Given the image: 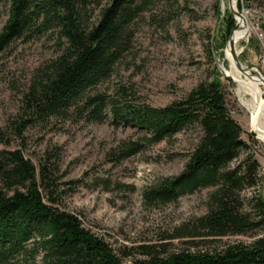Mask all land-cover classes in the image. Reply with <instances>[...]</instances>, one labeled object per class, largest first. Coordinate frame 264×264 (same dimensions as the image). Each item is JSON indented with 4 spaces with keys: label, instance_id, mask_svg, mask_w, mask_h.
<instances>
[{
    "label": "trees",
    "instance_id": "obj_1",
    "mask_svg": "<svg viewBox=\"0 0 264 264\" xmlns=\"http://www.w3.org/2000/svg\"><path fill=\"white\" fill-rule=\"evenodd\" d=\"M5 1L0 53L15 39L46 32L55 35L60 47L30 89L28 116L14 124L16 135L31 120L66 116L69 108L87 121H100L107 110L114 125L141 133L138 140L128 141L110 154L111 160L118 161L196 127L183 169L146 191L144 197L165 204L199 188L211 190L205 212L168 236L170 240L184 239L192 249L141 244L136 246V254L119 252L128 258L123 263L105 240L82 226L77 214L59 207L65 183L50 156L36 167L20 149L0 148V264H264L259 164L230 115L226 88L217 74L158 108L134 102L133 92L124 85L109 93L98 90L96 86L111 76L129 47L131 26L144 0H106L100 6L101 0ZM235 37L236 33L231 42ZM0 143L8 144L1 130ZM246 189L253 193L245 196ZM248 233L255 235L247 243L197 248L199 243L212 244L227 235Z\"/></svg>",
    "mask_w": 264,
    "mask_h": 264
},
{
    "label": "rangeland",
    "instance_id": "obj_2",
    "mask_svg": "<svg viewBox=\"0 0 264 264\" xmlns=\"http://www.w3.org/2000/svg\"><path fill=\"white\" fill-rule=\"evenodd\" d=\"M105 1L101 0L99 6ZM230 1L144 0L131 26L129 47L111 76L96 87L109 93L119 85L127 86L134 102L158 108L182 98L196 84L217 74L226 88L230 115L259 164L258 193L264 199V143L254 135L255 122L241 105L236 84L221 70L232 69L225 56L228 37L236 28V17L228 10ZM235 10L241 13V22L247 28L236 46L237 60L243 66L257 67L264 78V0H236ZM225 13H229L232 25ZM6 14V1L0 0V28ZM235 40L231 42L232 51ZM59 53V42L49 32L15 39L1 51L0 130L8 144L0 143V148L20 149L36 167L50 156L60 181L65 183L61 185L66 192L59 207L77 214L82 226L105 240L123 263H128V258L119 252L136 254L135 248L141 244L165 243L168 249H192L184 239L170 240L168 236L205 212L211 188H199L165 204L149 202L144 193L180 173L195 142L196 127L118 161L111 160L110 154L122 144L138 140L141 133L129 126L114 125L107 110L100 121H87L70 113L69 108L66 116L31 120L16 135L14 124L28 116L30 89ZM249 70L254 88L264 100L260 75ZM252 193L246 189L244 195ZM254 235H227L219 242L199 243L197 248L223 242L247 243Z\"/></svg>",
    "mask_w": 264,
    "mask_h": 264
},
{
    "label": "bare ground",
    "instance_id": "obj_3",
    "mask_svg": "<svg viewBox=\"0 0 264 264\" xmlns=\"http://www.w3.org/2000/svg\"><path fill=\"white\" fill-rule=\"evenodd\" d=\"M236 0L230 1V6L235 9ZM226 14V13H225ZM236 17V28L231 33L230 36V43L231 39L236 33V40L234 43V51L231 54V46L227 45L229 49L226 51L225 56L226 60L232 66L231 71H227L226 69H221L222 72L230 77L232 81L236 84V91L240 96V103L245 108L246 112L250 115L251 119L255 122V137L264 143V100L262 95L259 93L258 90L254 88V82L252 80L251 74L249 71L244 69L243 65H241L238 60L235 61L233 56L237 58L238 51L236 49L237 44L242 40L243 36L247 32V28L243 26L241 19L242 17ZM243 32V35L241 33ZM240 51V50H239ZM239 63V65H238ZM243 97V98H242Z\"/></svg>",
    "mask_w": 264,
    "mask_h": 264
},
{
    "label": "water",
    "instance_id": "obj_4",
    "mask_svg": "<svg viewBox=\"0 0 264 264\" xmlns=\"http://www.w3.org/2000/svg\"><path fill=\"white\" fill-rule=\"evenodd\" d=\"M228 10H229V12H230L232 15L242 17L241 13L237 12V11H236L235 9H233L230 5H228ZM230 36H231V34H230ZM230 36L228 37V40H227V45H229V46H231V43H230ZM230 52H231V54L233 55V53H232L233 51L231 50ZM233 59H234L235 61H237V58H235V56H233ZM238 65H239V63H238ZM239 66H240V65H239ZM243 67H244V69H246V70L252 69V70L257 71V73L260 75L259 78L261 79V82L264 84V78H263V76H261V73H260V71L258 70L257 67H254V66H243ZM250 135H253V133H250Z\"/></svg>",
    "mask_w": 264,
    "mask_h": 264
}]
</instances>
